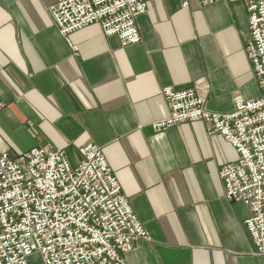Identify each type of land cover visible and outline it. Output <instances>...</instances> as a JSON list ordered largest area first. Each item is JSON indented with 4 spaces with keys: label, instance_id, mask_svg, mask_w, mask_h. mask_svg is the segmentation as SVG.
Here are the masks:
<instances>
[{
    "label": "crops",
    "instance_id": "obj_1",
    "mask_svg": "<svg viewBox=\"0 0 264 264\" xmlns=\"http://www.w3.org/2000/svg\"><path fill=\"white\" fill-rule=\"evenodd\" d=\"M55 4L0 0V149L18 158L50 146L75 165L79 149L100 147L150 238L127 264H264L244 225L250 210L226 198L219 174L236 149L205 121L150 127L170 114L165 88L203 86L221 114L260 96L247 6L150 0L141 43L123 47L98 24L61 36Z\"/></svg>",
    "mask_w": 264,
    "mask_h": 264
},
{
    "label": "built area",
    "instance_id": "obj_2",
    "mask_svg": "<svg viewBox=\"0 0 264 264\" xmlns=\"http://www.w3.org/2000/svg\"><path fill=\"white\" fill-rule=\"evenodd\" d=\"M150 0H56L50 8L63 37L98 24L123 47L141 43L137 20ZM188 6V0H182ZM244 3L249 12L247 55L260 96L239 100L231 113L207 109L203 86L163 90L170 114L150 127L163 133L180 124L205 121L238 152L237 162L220 170L225 196L246 205L244 225L255 255L264 258V0H197ZM3 103L0 100V114ZM72 164L67 153L34 147L18 158L0 149V264H127L126 255L149 235L137 217L102 149H79Z\"/></svg>",
    "mask_w": 264,
    "mask_h": 264
}]
</instances>
